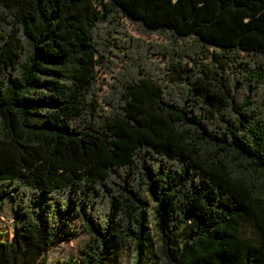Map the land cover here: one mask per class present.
Wrapping results in <instances>:
<instances>
[{"label": "trees", "instance_id": "obj_1", "mask_svg": "<svg viewBox=\"0 0 264 264\" xmlns=\"http://www.w3.org/2000/svg\"><path fill=\"white\" fill-rule=\"evenodd\" d=\"M8 202L0 264H264V0H0Z\"/></svg>", "mask_w": 264, "mask_h": 264}, {"label": "rangeland", "instance_id": "obj_2", "mask_svg": "<svg viewBox=\"0 0 264 264\" xmlns=\"http://www.w3.org/2000/svg\"><path fill=\"white\" fill-rule=\"evenodd\" d=\"M126 24L127 30L137 37H141L147 41L150 42H158V43H164L169 44L171 40L165 35V34H158L153 33L150 35H147L140 31V29L133 23H131L128 20H124ZM156 58L160 59L162 64L163 57L157 56ZM115 73H109L107 71H104L103 69H98V81L100 85L99 93L100 95H103L105 92L109 89V83L114 80ZM150 221L152 226L155 225V203L153 201H150ZM76 222V229L77 232L74 235L67 236L63 235L62 237H59L57 240V243L54 245V247L49 251L48 257L49 261H55L57 259L61 258H67L70 253L76 252L78 247L83 243L86 242L89 239L88 233L83 229V227ZM20 224V219L15 216V214L12 211L11 203L8 202L0 216V226L8 230L9 238L12 239L14 236V233L16 232L17 227ZM155 237L156 240L159 243V235L156 232ZM137 259V251L134 247V245H130L127 249L124 250L122 256H121V262L120 264H136Z\"/></svg>", "mask_w": 264, "mask_h": 264}]
</instances>
